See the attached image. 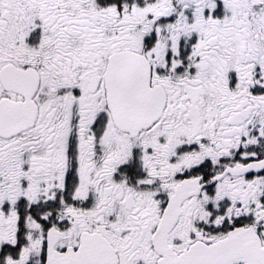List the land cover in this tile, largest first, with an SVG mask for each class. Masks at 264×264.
Listing matches in <instances>:
<instances>
[{
    "label": "snow or ice",
    "instance_id": "1",
    "mask_svg": "<svg viewBox=\"0 0 264 264\" xmlns=\"http://www.w3.org/2000/svg\"><path fill=\"white\" fill-rule=\"evenodd\" d=\"M0 264H264V0H0Z\"/></svg>",
    "mask_w": 264,
    "mask_h": 264
}]
</instances>
